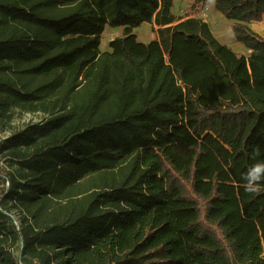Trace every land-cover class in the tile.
<instances>
[{"label": "trees", "instance_id": "trees-1", "mask_svg": "<svg viewBox=\"0 0 264 264\" xmlns=\"http://www.w3.org/2000/svg\"><path fill=\"white\" fill-rule=\"evenodd\" d=\"M209 2L0 0V119L49 115L0 140L19 164L0 203L25 213L0 209V264H264V186L242 178L264 162V0L212 3L248 55Z\"/></svg>", "mask_w": 264, "mask_h": 264}, {"label": "rangeland", "instance_id": "rangeland-1", "mask_svg": "<svg viewBox=\"0 0 264 264\" xmlns=\"http://www.w3.org/2000/svg\"><path fill=\"white\" fill-rule=\"evenodd\" d=\"M213 1L210 0L209 4L203 10V18L209 23L214 35L217 39L230 46L239 54L248 55L249 51L245 50L243 53L239 52V49L235 46V38L231 31L232 20L226 19L216 8L213 6ZM193 0H175L172 6V11L177 16L182 17L187 14L188 7ZM264 20V19H263ZM152 23H143L140 26L134 28V32L137 34L139 40L148 42L156 37V33L152 30ZM254 27L260 32L264 33V21L255 23ZM124 32V27L107 26L102 36V51H111L110 41L117 36H121ZM10 117H4L0 119V140H3L7 136L14 132L24 129L30 124L42 123L49 115L44 111H27L20 107H13L9 112ZM19 164L11 160L6 151L0 148V172L7 175L8 173H18ZM3 177L0 175V188L5 185L6 189L10 187L8 181L4 183ZM0 209L5 212L4 219L11 229H20L22 226V220L25 213L22 208L14 206L10 201L7 203H0ZM12 242V241H11ZM10 242V243H11ZM14 252L17 256L22 257L23 244L20 238L16 239L13 243ZM33 264H39L37 260L33 261Z\"/></svg>", "mask_w": 264, "mask_h": 264}, {"label": "clouds", "instance_id": "clouds-1", "mask_svg": "<svg viewBox=\"0 0 264 264\" xmlns=\"http://www.w3.org/2000/svg\"><path fill=\"white\" fill-rule=\"evenodd\" d=\"M245 191L248 193H257L264 186V162H258L251 165L243 174Z\"/></svg>", "mask_w": 264, "mask_h": 264}, {"label": "crops", "instance_id": "crops-1", "mask_svg": "<svg viewBox=\"0 0 264 264\" xmlns=\"http://www.w3.org/2000/svg\"><path fill=\"white\" fill-rule=\"evenodd\" d=\"M175 1V0H174ZM254 25V24H253ZM242 44L243 43H240V42H236L235 46L237 47V49H239V52L243 53V48H242ZM235 50V49H233ZM247 50V49H246Z\"/></svg>", "mask_w": 264, "mask_h": 264}, {"label": "built area", "instance_id": "built-area-1", "mask_svg": "<svg viewBox=\"0 0 264 264\" xmlns=\"http://www.w3.org/2000/svg\"><path fill=\"white\" fill-rule=\"evenodd\" d=\"M264 21V20H263ZM255 25V24H254ZM255 28V27H254ZM256 31H258L260 34H264L263 32H260L258 29L255 28Z\"/></svg>", "mask_w": 264, "mask_h": 264}, {"label": "bare ground", "instance_id": "bare-ground-1", "mask_svg": "<svg viewBox=\"0 0 264 264\" xmlns=\"http://www.w3.org/2000/svg\"><path fill=\"white\" fill-rule=\"evenodd\" d=\"M242 48H243V51H245V50H246V47L244 46V44H242Z\"/></svg>", "mask_w": 264, "mask_h": 264}]
</instances>
